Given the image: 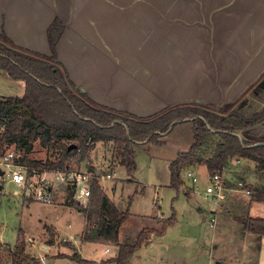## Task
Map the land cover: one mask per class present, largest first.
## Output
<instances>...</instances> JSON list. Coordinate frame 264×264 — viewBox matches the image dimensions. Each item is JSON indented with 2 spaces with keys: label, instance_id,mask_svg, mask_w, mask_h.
Instances as JSON below:
<instances>
[{
  "label": "crops",
  "instance_id": "1",
  "mask_svg": "<svg viewBox=\"0 0 264 264\" xmlns=\"http://www.w3.org/2000/svg\"><path fill=\"white\" fill-rule=\"evenodd\" d=\"M54 18L64 26L56 42V60L74 86L83 89L82 92L98 105L135 116L149 117L182 104H234L240 96L235 91L240 74H244L245 90L264 74V0H0V32L15 45L33 52L51 54L47 28ZM143 142L146 141L133 144ZM116 166L109 161L107 169L93 168L99 174L98 184L110 201L129 216L159 217L118 207L116 201L120 197L123 201L124 197L122 194L118 198L112 196L116 184L114 171H109ZM107 173L109 178L104 177ZM241 174L235 172L236 181L242 178ZM109 180L113 183L108 185ZM253 188L250 185L252 195L247 199L239 192L228 194L226 202L234 225L235 211L244 214L252 204H264L256 199L257 192L254 193ZM69 193L58 192L61 201L70 197ZM190 198L196 205V199ZM61 203L49 205L60 207ZM79 212L85 223L76 238L59 235L45 221L41 222L38 232L46 226L50 232L51 227L58 240H72L81 258L95 262L97 260L85 255L86 244L101 241L105 254H109L110 249L111 253L112 249L116 251L118 242H123L121 227L116 242L105 240L97 235L96 225L89 226L87 216ZM219 214L224 222L230 223L222 211ZM164 215L169 213L164 212ZM248 217L262 218L246 215L240 220ZM238 229L254 239L264 238V235L247 231L243 222ZM23 232L38 235L21 228L18 237ZM0 244L11 247L9 243L0 241ZM109 244L112 248L106 251ZM130 257L132 259V255ZM48 260L51 264H67L60 259Z\"/></svg>",
  "mask_w": 264,
  "mask_h": 264
},
{
  "label": "rangeland",
  "instance_id": "2",
  "mask_svg": "<svg viewBox=\"0 0 264 264\" xmlns=\"http://www.w3.org/2000/svg\"><path fill=\"white\" fill-rule=\"evenodd\" d=\"M242 79L244 80L243 73L239 76L240 82H235V91L237 90L236 92H239L240 96L236 98L234 104L204 106L217 110L219 113H225L230 108L239 109L245 115L261 111L264 106V86H261L264 74L247 90H245ZM22 93L23 82L9 78L1 71L0 97L20 96ZM238 133L248 140H262L264 139V122L241 129ZM193 139L192 121L186 120L177 123L173 130L169 129L167 133L159 136L157 141L133 144L136 169L131 173V179H129L131 175H127L124 166L119 165L116 161L114 162L118 166L112 170L109 168L111 173L114 171L113 180L116 184L112 196L118 198L122 194L124 197L123 201L121 197L116 201L119 208L123 210L128 208L129 211L136 214L159 216L145 218L132 215L122 223L123 225L121 224L123 242H134L142 229L152 230L148 233V238H150L148 243L144 244L147 239L143 241L142 245L132 253V259L130 257L127 264H264V238L257 240L253 238L254 236L238 231L242 222L240 217L249 215L264 218V204H252V207L244 210V214L235 211L234 225L231 220L233 214L228 212L230 210L228 202H226L229 199L228 195L222 203L223 207H220L216 213L215 225L211 226L209 224L212 214L210 212L211 205L204 194L210 173L204 164L194 162L185 167L181 174L183 184L179 189L169 186V161L179 152L187 151ZM216 139V137H211L202 147V151L205 150L204 156L207 157L208 152L214 149ZM110 142H97L80 163L70 160L68 169L73 171H86L99 167L107 169L109 161L111 163L113 160V143ZM8 149L13 150V147L10 146ZM52 152L54 150L47 149L40 144L39 140H36L33 143L30 156L43 161L53 160L56 154ZM16 155L18 156L17 153ZM235 159L237 157L234 156L229 160V167L224 170L222 178L227 186L233 188L229 194L239 192L247 199L252 194L247 195L240 190L235 180V172L242 173L241 176H243L240 180L245 187L254 186L255 193L261 186H264V170L257 171L255 163L245 159H240L241 163L236 165ZM6 168L4 165H0V241L5 244L9 243L11 247L14 246L18 230L21 228L33 234L38 233L36 236L20 233L19 237L25 245L26 254L23 264H51L48 258L60 259L67 264H97L108 259L106 257L115 256L112 254H116L118 249L116 251L112 249L111 253L110 248L112 247L109 244L110 247L106 248L110 249V253L105 254L103 251L105 245L100 241L86 244L87 253L85 255L97 261L83 259L79 253L80 250L73 241L67 238L58 240L51 227V233L48 226L39 233L40 224L45 221L48 225H52L59 235L71 239L72 237L76 238L85 223L82 213L76 206L78 202L71 201L70 197H64L61 201V195L58 192L54 195V203L62 202L63 206L60 207L27 198L23 195V189L10 182L6 175ZM187 169L195 173L198 180L196 184L193 185L190 179L185 177L184 171ZM246 179L251 180L252 183L247 182ZM113 180L106 181V183L112 184ZM142 190V193H138ZM185 191L189 192L188 196L196 199V205L192 203L190 197L186 196ZM132 197L133 199H131ZM24 199L31 201L26 202ZM129 199H131L130 204H128ZM155 200H157L158 207L155 206ZM87 204L88 201L85 202V205ZM221 211L224 218L232 224L223 221L222 215L219 214ZM164 212H168L174 217V222L166 227L165 222L169 215L165 216ZM233 228H235L234 231ZM85 234L88 233L85 232ZM51 243L54 246H51ZM4 246L0 244V264H13L8 260L11 259V254L3 249ZM219 259L222 262H217Z\"/></svg>",
  "mask_w": 264,
  "mask_h": 264
},
{
  "label": "trees",
  "instance_id": "3",
  "mask_svg": "<svg viewBox=\"0 0 264 264\" xmlns=\"http://www.w3.org/2000/svg\"><path fill=\"white\" fill-rule=\"evenodd\" d=\"M63 28L58 18L47 28L50 55L17 46L0 32V71L24 85L20 96L0 97V157L12 146L18 154L15 163L26 166L29 174L68 169L72 160L80 163L88 155L93 143L111 141L112 162L124 166L127 175H131L136 169L134 142L157 141L175 124L191 120L194 139L187 151L179 152L170 161L169 186L179 189L183 184L182 171L194 162L204 164L210 174L222 173L235 156L253 161L257 171L264 170V139L248 140L238 133L264 122V106L261 111L245 115L235 108L219 113L200 104H182L149 117L103 107L75 87L56 60V42ZM211 137H216L217 142L206 157L202 147ZM36 140L54 150L53 160L30 156ZM70 144L75 146L69 149ZM97 177L95 174L92 179L88 204L76 206L87 216L89 226L96 225L97 235L116 242L119 227L129 213L117 209L100 188ZM256 199L264 202V186L258 190ZM173 222V215H169L165 227ZM242 222L247 231L264 235V218L248 217ZM151 231L142 229L134 242H118L116 255L100 264H127ZM3 249L11 254L13 264H23L26 254L20 237L14 247L4 246Z\"/></svg>",
  "mask_w": 264,
  "mask_h": 264
},
{
  "label": "built area",
  "instance_id": "4",
  "mask_svg": "<svg viewBox=\"0 0 264 264\" xmlns=\"http://www.w3.org/2000/svg\"><path fill=\"white\" fill-rule=\"evenodd\" d=\"M15 157V152L12 149H8L3 156H1L0 165L7 167L6 175L8 179L24 190L23 195L25 197L44 204H51L54 203L55 193L70 192L71 201H77L78 204L86 206L85 202L88 201L91 195L92 179L95 174L99 176L96 169L91 171L55 169L51 171L42 170L41 172L32 171V173L29 174L27 173L26 166L15 163ZM235 162L239 163L240 159H235ZM223 172H216L209 175L208 186L204 193L211 205L210 212L212 214L209 219V224L211 226L215 225L218 209L222 207V203L227 198L230 190H233V188L227 186L225 180H223ZM184 175L186 178L190 179L193 185L198 181L195 173L189 169L184 171ZM104 177L109 178L110 174L107 173ZM237 186L247 195L251 194L250 187H245L241 180L237 181ZM108 250L109 248H106V251Z\"/></svg>",
  "mask_w": 264,
  "mask_h": 264
},
{
  "label": "water",
  "instance_id": "5",
  "mask_svg": "<svg viewBox=\"0 0 264 264\" xmlns=\"http://www.w3.org/2000/svg\"><path fill=\"white\" fill-rule=\"evenodd\" d=\"M261 86H264V80H263ZM80 90L83 91V89H80ZM74 146H75L74 144H70V145L68 146V148L70 149V148H72V147H74ZM97 171H100V170L97 169Z\"/></svg>",
  "mask_w": 264,
  "mask_h": 264
}]
</instances>
